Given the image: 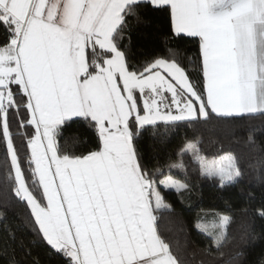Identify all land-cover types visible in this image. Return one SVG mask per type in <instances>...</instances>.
Here are the masks:
<instances>
[{"label": "snow or ice", "instance_id": "6c2138e0", "mask_svg": "<svg viewBox=\"0 0 264 264\" xmlns=\"http://www.w3.org/2000/svg\"><path fill=\"white\" fill-rule=\"evenodd\" d=\"M147 8L170 19L166 40L198 44L202 86L177 49L130 59V18L141 22ZM0 30V187L26 203L38 240L64 264H188L159 231L162 212L174 211L161 186L191 192L188 153L221 187L244 172L230 152L203 155L196 137L168 165L185 174L180 180L145 165L141 138L160 126L264 116V0H0ZM16 122L25 129L23 157ZM217 215L216 231L196 223L211 237L199 250L209 257L232 220Z\"/></svg>", "mask_w": 264, "mask_h": 264}, {"label": "trees", "instance_id": "16d2710c", "mask_svg": "<svg viewBox=\"0 0 264 264\" xmlns=\"http://www.w3.org/2000/svg\"><path fill=\"white\" fill-rule=\"evenodd\" d=\"M141 22L130 18L129 30L124 43L129 46V57L134 63H142L153 56H164L171 47L179 51L178 59L184 64L194 84L202 86L199 66V48L190 38L166 40L170 32V19L150 8L141 10ZM5 33L0 30V45L5 42ZM149 127V126H146ZM17 133L15 143L21 149V156L28 153L25 129L18 122L12 124ZM29 134L34 128L28 127ZM253 138V142L248 137ZM199 137L203 155L212 159L232 153L244 172L243 178L235 184L221 187L218 180L208 179L200 174L186 178L192 190L190 193H168L162 189L165 203L174 211L162 212L158 219L159 231L173 248H179L188 264H264V218L259 210L264 209V116L255 114L251 119H241L225 126L213 121L210 124H183L171 130L160 126L155 133L145 131L141 138L144 163L154 169L160 167L185 179L178 169L168 165L181 160L178 156L186 140ZM191 153L183 156V162L190 161ZM5 160V150L0 145V166ZM163 179V177H161ZM228 187L232 190L228 191ZM232 208L228 239L221 249L211 247L209 257L200 249L209 247L211 237L196 228L204 214H220L224 205ZM30 210L25 202L16 198L11 189L0 187V264H64L59 254H50L47 247L36 237L31 225ZM14 236V238H10ZM7 246V253L4 249ZM195 252V255L193 253Z\"/></svg>", "mask_w": 264, "mask_h": 264}, {"label": "rangeland", "instance_id": "374dc122", "mask_svg": "<svg viewBox=\"0 0 264 264\" xmlns=\"http://www.w3.org/2000/svg\"><path fill=\"white\" fill-rule=\"evenodd\" d=\"M186 166H187L186 170H187L189 175H192V176L196 175L197 176L198 174H200L199 173V166L193 164L192 158H191L190 161L186 162ZM171 175H173V174H171ZM173 177L177 178V179H180L178 176H175V175H173ZM161 187H163V186H161ZM164 190L166 192L172 193V194L173 193H177L175 191V189H166V188H164ZM220 214H227V215H229L231 217V215L233 214V211H232V208L230 207V205L225 204L224 205V212L220 213ZM218 220H219V216L217 214H204L203 217L200 220V223L205 225L208 228V230L211 232V231H216V229H213L212 226H213L214 223H218Z\"/></svg>", "mask_w": 264, "mask_h": 264}, {"label": "crops", "instance_id": "0c3cea01", "mask_svg": "<svg viewBox=\"0 0 264 264\" xmlns=\"http://www.w3.org/2000/svg\"><path fill=\"white\" fill-rule=\"evenodd\" d=\"M227 189H228V191H229V190H232V187H228Z\"/></svg>", "mask_w": 264, "mask_h": 264}]
</instances>
